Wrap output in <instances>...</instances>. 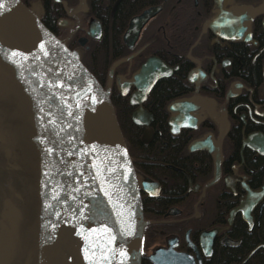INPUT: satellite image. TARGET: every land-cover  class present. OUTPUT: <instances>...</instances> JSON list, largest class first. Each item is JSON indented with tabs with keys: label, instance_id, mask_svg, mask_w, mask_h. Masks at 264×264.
I'll return each instance as SVG.
<instances>
[{
	"label": "flooded vegetation",
	"instance_id": "flooded-vegetation-1",
	"mask_svg": "<svg viewBox=\"0 0 264 264\" xmlns=\"http://www.w3.org/2000/svg\"><path fill=\"white\" fill-rule=\"evenodd\" d=\"M21 1L87 69L97 71L108 95L127 104L131 121L133 114L151 116L147 124L132 121L143 131L146 169H160L159 177L135 171L139 186L143 180L159 186L156 196L140 191L141 203H164L162 211L148 209L158 217H143L147 259L173 242L174 250L201 264H262L264 0ZM149 61L153 70L164 65L166 75L142 95L135 77ZM175 116L177 132L169 124ZM4 130L0 219L6 220L7 249H13L9 223L15 221L17 231L23 216L18 191L11 184L6 192ZM170 210L174 215H167ZM144 225H150L145 232ZM212 231L205 256L201 235ZM7 256L2 260L10 264L14 253Z\"/></svg>",
	"mask_w": 264,
	"mask_h": 264
},
{
	"label": "water",
	"instance_id": "water-1",
	"mask_svg": "<svg viewBox=\"0 0 264 264\" xmlns=\"http://www.w3.org/2000/svg\"><path fill=\"white\" fill-rule=\"evenodd\" d=\"M0 4H3L0 9V45L25 78L39 115L42 251L49 235L57 139L56 109L59 107L81 131L93 159L98 264H138L144 224L140 191L147 196H156L159 186L147 180L138 185L134 165L108 96L109 88L105 90L78 57L21 0H0ZM97 27L91 23L92 31ZM159 66L153 70L156 65L149 61L135 77L142 95L157 79L166 75L165 66ZM145 81L150 84L141 86L140 83ZM148 118L151 116L133 114L132 121L147 124ZM178 119L175 116L169 120L175 132ZM174 213L170 210L167 215ZM212 235L213 231L201 235L205 256L211 254ZM148 259L153 264H201L193 255L174 250L173 242L166 248L155 249Z\"/></svg>",
	"mask_w": 264,
	"mask_h": 264
},
{
	"label": "rangeland",
	"instance_id": "rangeland-1",
	"mask_svg": "<svg viewBox=\"0 0 264 264\" xmlns=\"http://www.w3.org/2000/svg\"><path fill=\"white\" fill-rule=\"evenodd\" d=\"M56 153L51 191L49 235L44 252L41 248V157L35 159L32 147H38L40 129L38 113L31 90L22 73L0 45V127L7 128L15 117L24 118L15 128L14 138L30 152L35 165V182H27L26 193L18 191L17 202L23 220L17 226L10 221L9 227L14 242L7 249L4 228L0 219V260L14 257L10 264H84L90 204L95 192L94 166L87 141L67 114L57 108ZM61 112V113H60ZM60 113V114H59ZM61 114L65 119L61 121ZM18 121V120H17ZM16 121V123H17ZM14 138L10 142L15 143ZM38 142V143H37ZM40 145V144H39ZM8 149H6L7 151ZM26 181V180H25ZM11 182H6V187ZM4 186V184H3ZM26 194V195H25ZM0 193V209L2 203ZM2 210H0L1 213ZM20 218L18 219L19 222ZM16 235V238L14 236ZM6 244L5 248L2 246ZM0 264L4 263L3 260Z\"/></svg>",
	"mask_w": 264,
	"mask_h": 264
},
{
	"label": "trees",
	"instance_id": "trees-1",
	"mask_svg": "<svg viewBox=\"0 0 264 264\" xmlns=\"http://www.w3.org/2000/svg\"><path fill=\"white\" fill-rule=\"evenodd\" d=\"M42 22L48 29L52 30V27L47 22H45V21H42ZM89 67H88V70L92 73V75L97 80L98 79L100 80V77H99L97 71H95L91 66H89ZM99 80H98V82H99ZM108 96H109L110 101L112 103L115 116L117 118V121H118L119 127L121 129L122 135L124 137L129 155H130L131 160H132V163L135 167V171L142 173V174H148V175L150 174V176L152 175L154 177L155 176L159 177L158 175H156V173L158 171H160L159 168L151 171V170L146 169V167H145L146 166L145 154L147 152L145 150L146 142L143 140V137H142L143 131H142L141 127L135 126L132 123L130 116H128V111L126 110L127 104L126 103L125 104H119V103L115 102L112 94H109ZM60 117H61V121L63 119H65V116H62V114ZM22 119H24V118L15 117L12 119L11 124H9V122H8V124H6L7 128H4L5 129L4 130L5 131V142L4 143H5L6 149H8V150L6 151V158H5L6 159V170L3 169V173L5 174V178L8 179L9 182L11 181V184H16L17 188L21 194L26 193L27 182L32 183V181L33 182L36 181L34 179L35 178V170L39 164L35 165V163L37 162L39 157H41V133H40L39 139L37 140L39 142V143L37 142L38 147H36V148L32 147L31 148V149H33L35 159H37L35 162H34V159L31 158L30 152L26 153V149H24V147L20 141L19 135H16V137L14 138V133H15L14 129L17 128L16 124L19 125V121L21 123H23ZM16 121H17V123H16ZM38 123H39V121H38ZM161 124L165 125V127H166L165 121L163 119H160V121H159V125H161ZM39 129H40V124H39ZM12 137L14 138V141H15V143H13V145L10 142V138H12ZM40 166H41V163H40ZM13 174H15V175H13ZM6 189H7L6 192L10 193V187H6ZM40 191H41V189H40ZM0 192L2 193L3 191H0ZM40 196H41V192H40ZM142 207H143V217L145 220H147L148 218L158 217L157 214H154V213L151 214V211L148 210L149 207H153L155 209L162 211V209L164 207V203H162L160 200L147 201L146 198H142ZM149 227H150V225H144V232L147 231L149 229ZM145 234H146V232L142 234V238H141V249L138 253L139 254L138 264H152L147 259V256L145 253L146 246L148 245V244L146 245ZM216 256L219 258V260L223 259L224 251L221 250L220 253H218ZM261 258H262V264H264V252H262ZM40 259L41 258L39 257L38 258V264H41ZM248 264H254V262H252V263L249 262Z\"/></svg>",
	"mask_w": 264,
	"mask_h": 264
},
{
	"label": "bare ground",
	"instance_id": "bare-ground-1",
	"mask_svg": "<svg viewBox=\"0 0 264 264\" xmlns=\"http://www.w3.org/2000/svg\"><path fill=\"white\" fill-rule=\"evenodd\" d=\"M55 107L56 108L58 107V105L56 103H55ZM13 175H15V174H13ZM89 212H90L91 217H90L89 222H88V231H87V240H86V254H85L84 264H98V250H97V238H96V236H97V230H96V226H97V201H96L95 192L92 195V201L90 204Z\"/></svg>",
	"mask_w": 264,
	"mask_h": 264
},
{
	"label": "snow or ice",
	"instance_id": "snow-or-ice-1",
	"mask_svg": "<svg viewBox=\"0 0 264 264\" xmlns=\"http://www.w3.org/2000/svg\"><path fill=\"white\" fill-rule=\"evenodd\" d=\"M3 8V4H0V9H2ZM193 78H195V77H193Z\"/></svg>",
	"mask_w": 264,
	"mask_h": 264
}]
</instances>
